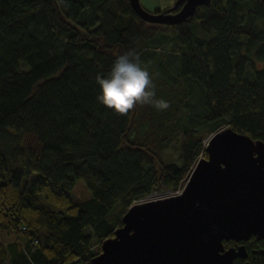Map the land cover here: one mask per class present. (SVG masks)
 Instances as JSON below:
<instances>
[{
  "label": "trees",
  "instance_id": "1",
  "mask_svg": "<svg viewBox=\"0 0 264 264\" xmlns=\"http://www.w3.org/2000/svg\"><path fill=\"white\" fill-rule=\"evenodd\" d=\"M163 35L178 77L199 87L203 126L172 129L179 164L163 162L155 126L176 104L118 115L96 99L97 76ZM207 124L264 142V0H210L175 26L142 21L128 0H0V231L16 238L0 264H90L93 239L112 237L128 208L184 183ZM78 180L89 199L72 195ZM251 239L250 263L264 264V240Z\"/></svg>",
  "mask_w": 264,
  "mask_h": 264
},
{
  "label": "water",
  "instance_id": "2",
  "mask_svg": "<svg viewBox=\"0 0 264 264\" xmlns=\"http://www.w3.org/2000/svg\"><path fill=\"white\" fill-rule=\"evenodd\" d=\"M150 24L189 21L210 0H176L158 13L128 0ZM180 195L145 198L121 217L90 264H235L248 256L244 243L264 240V142L231 128L210 137ZM235 246L225 248L223 242ZM244 264H251L245 262Z\"/></svg>",
  "mask_w": 264,
  "mask_h": 264
},
{
  "label": "rangeland",
  "instance_id": "3",
  "mask_svg": "<svg viewBox=\"0 0 264 264\" xmlns=\"http://www.w3.org/2000/svg\"><path fill=\"white\" fill-rule=\"evenodd\" d=\"M139 2L146 11L154 12L155 9L165 11L173 7L176 0H139ZM138 46L142 49L140 65L150 73L158 99L165 100L169 103L170 107L168 111L174 110V104L180 109L178 117H174L171 113L167 119L159 115L161 119L155 122L159 134H165L169 139L161 151L163 162L165 164H179L178 145L176 137L172 134V129H188L189 126H193L194 129H200L203 126L202 123L200 124L199 114L201 112V106L199 105V99L196 94L199 87L195 83H186L178 77V47L175 43L174 35L156 37L149 44L140 42ZM258 66L260 67V64ZM181 90L186 91L183 93L180 92ZM180 115L185 116L181 117ZM204 127L213 131L203 140V149L204 142L208 143V138L212 137L216 132L227 128L226 124H207ZM144 129H147V126L140 127V134H142ZM201 157H203L202 154L198 156V158ZM72 195L80 201L87 200L91 197L88 189L81 180L76 182ZM117 211L118 206L115 209V212ZM15 239L13 232L0 231V243L8 245ZM91 250L95 254L101 252L100 245L95 239H93Z\"/></svg>",
  "mask_w": 264,
  "mask_h": 264
},
{
  "label": "clouds",
  "instance_id": "4",
  "mask_svg": "<svg viewBox=\"0 0 264 264\" xmlns=\"http://www.w3.org/2000/svg\"><path fill=\"white\" fill-rule=\"evenodd\" d=\"M99 86L97 101L115 114L127 115L137 105H150L158 111L166 110L169 103L156 99L155 85L150 73L140 65L135 50L119 55L106 77H96Z\"/></svg>",
  "mask_w": 264,
  "mask_h": 264
},
{
  "label": "flooded vegetation",
  "instance_id": "5",
  "mask_svg": "<svg viewBox=\"0 0 264 264\" xmlns=\"http://www.w3.org/2000/svg\"><path fill=\"white\" fill-rule=\"evenodd\" d=\"M247 243H248V245L251 247V246H254V243H253V240L252 239H250L249 241H247ZM234 244V243H233ZM245 245V244H244ZM233 246H235V245H233ZM257 247H258V245H256ZM245 247H246V250H247V246L245 245ZM250 251V253L248 252V250H247V254H248V256H247V258L245 259V260H241V259H237V260H235V261H238V260H241L242 261V264H244L245 262H250V256L253 254V256L254 255H256L257 254V252L255 251V250H249ZM259 251H260V253H263V250H261V249H259Z\"/></svg>",
  "mask_w": 264,
  "mask_h": 264
},
{
  "label": "built area",
  "instance_id": "6",
  "mask_svg": "<svg viewBox=\"0 0 264 264\" xmlns=\"http://www.w3.org/2000/svg\"><path fill=\"white\" fill-rule=\"evenodd\" d=\"M208 141H209V139H208ZM207 144H208L207 142H204V148L207 146ZM186 181H187V179H185L184 183L180 184L179 187L176 190L171 191L170 195H172V196L180 195L183 192L184 188H185ZM157 196L158 197H156V198H162L159 194Z\"/></svg>",
  "mask_w": 264,
  "mask_h": 264
},
{
  "label": "bare ground",
  "instance_id": "7",
  "mask_svg": "<svg viewBox=\"0 0 264 264\" xmlns=\"http://www.w3.org/2000/svg\"><path fill=\"white\" fill-rule=\"evenodd\" d=\"M171 191H166L164 193H161L159 194L162 198H165V197H172V195H170ZM158 194H152L151 196L145 198L146 200H150V199H153V198H156L158 197L157 196Z\"/></svg>",
  "mask_w": 264,
  "mask_h": 264
}]
</instances>
